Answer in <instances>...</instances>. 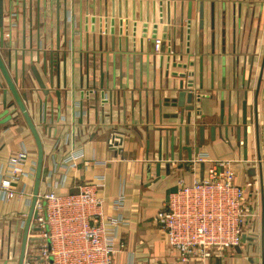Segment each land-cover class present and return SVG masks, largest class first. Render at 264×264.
<instances>
[{"label": "crops", "instance_id": "1", "mask_svg": "<svg viewBox=\"0 0 264 264\" xmlns=\"http://www.w3.org/2000/svg\"><path fill=\"white\" fill-rule=\"evenodd\" d=\"M1 1L4 23L12 9L19 12L13 39L0 47L7 64L11 53V75L15 78L19 74L17 85L21 87L25 63L28 73L39 85L28 69L36 65L47 88L46 93L41 88L34 90L30 101H26L45 145L40 191L48 189L47 169L55 160L47 125L40 123V99L46 102L49 96L51 103L52 94L56 107L53 108L55 117H48L47 121L51 134L65 135L70 129L74 131L70 143L64 141L56 157H62L78 145L84 148L90 161L88 166L81 163L72 168L66 185L58 187L57 192L75 191V183L104 175L105 184L99 190V195L106 199L104 210L107 214L122 216L125 221L120 226L117 242L123 241L126 246L116 255L115 264H189L178 260L177 252L169 247L152 219L182 181L192 184L195 179L208 176L209 162H194L201 154L236 159L240 184L257 179L259 187L252 197L261 212L252 231L246 228L248 233L240 246L230 249L223 257H211L208 264H264V0H171L172 14L173 4L177 3L176 54L181 55L182 61H194V64H189L188 68L171 65L169 69L167 60L163 65L160 60L161 54L168 55L169 41L163 40L162 52L156 54L152 25L147 37H142L140 30L134 36L133 0ZM126 1L129 2V34L123 33L120 46L119 8L122 6L124 15ZM140 1H143L145 15L146 3L150 2L152 15L154 2L158 4L160 0H136L138 15ZM166 2L164 0L165 19ZM105 10L109 18L115 13V33L108 32L103 48H95L100 33V12L104 16ZM69 12L76 21L69 18ZM93 15L97 17L95 31L91 28ZM157 15L159 17L158 5ZM188 17L191 18L190 38ZM173 30L170 28L171 32ZM77 31L80 34L77 35ZM162 32L160 25L158 36L162 37ZM88 45L104 60L94 72V79L108 87V96H113L114 102L99 103V108H92L89 115L79 117L82 107L77 101L86 103L82 87L87 82L83 71L87 52L83 50ZM70 46H73L72 55H68L66 68L53 76L50 74L52 58L57 59V51L63 56ZM177 71H193L194 74L183 77L174 73ZM0 78L7 86L1 71ZM190 78L195 80L192 87L187 86ZM183 82L185 89L194 92L195 104V108L185 112L172 100L178 97ZM5 89H0V113H4L3 109L6 111L2 105L6 96L9 103L15 102L13 94L10 91L6 94ZM197 94H201V98L198 99ZM13 107L11 120L0 122V169L12 151L24 146L30 161L23 168L30 169L33 161H38V146L21 110ZM11 112L5 113L2 119ZM175 113L178 117L173 116ZM112 125L123 134L120 158L109 151L106 143ZM173 137L174 158L170 150ZM108 158L113 159L110 165L105 163ZM167 161L171 162L169 171ZM35 179L36 175L26 178L27 192H34ZM120 193H124V202L117 209L114 199ZM31 201L27 195L9 202L0 200V234L7 235L17 255L21 252L22 239L15 228L29 213ZM9 248L7 241L0 243V264H19L15 256L7 257Z\"/></svg>", "mask_w": 264, "mask_h": 264}, {"label": "built area", "instance_id": "2", "mask_svg": "<svg viewBox=\"0 0 264 264\" xmlns=\"http://www.w3.org/2000/svg\"><path fill=\"white\" fill-rule=\"evenodd\" d=\"M18 18L19 12L15 8L7 13L6 23H4L5 42L10 43L13 39ZM69 18L76 21L71 12H69ZM173 25L171 24L172 29ZM76 33L78 35L80 31ZM107 34L109 33L105 30L100 31L99 40L94 44L95 48H103L104 42L101 37ZM154 39L156 54L162 52L163 40L169 41L172 47L176 40L173 32L167 39L161 36ZM98 43H100L99 47ZM40 47L44 48L42 45ZM72 49L73 46L65 49L63 56L60 51L55 53L57 59L52 58L54 61L50 67V74L53 70L54 74L59 72L58 68L61 74L62 68H66L68 55H72ZM84 49L86 51L83 50V52H87V62L83 65V71L87 82L82 87V92L86 103L77 101L82 107L78 112L79 117L89 115L92 108H99V103L114 102L113 96H108V87L99 85L97 79H94V72L101 63H104L101 54L99 57L98 52L92 50L89 45ZM177 57L181 59V55ZM28 72L27 70V77L30 78L24 80L23 76L22 86L19 87L23 94L26 91L33 93L34 90L41 88ZM19 81L20 77H18ZM1 82L3 83L2 80ZM1 87L7 86L3 83L0 89ZM54 99L52 94L51 103H49V96V101L40 99L42 104L40 123L47 125L46 129L49 132L47 136L51 138L52 155L55 160L47 169V175L50 177L48 189L39 192L35 204L36 215L33 216L31 226L35 222L36 227L31 230L30 226L23 264H115L116 255L126 246L123 241L117 242L120 226L125 221L122 216L107 214L104 210L106 199L99 195V190L105 184L104 175L75 183V191L64 194L57 192L58 187L66 185L72 168L78 167L81 163L88 166L90 161L86 158L84 148L78 145L62 157H56L63 148L64 141L70 143L74 131L70 129L65 135L51 134L47 121L48 117L52 119L55 117ZM92 102L96 103L92 104ZM2 105L6 109V111L3 109V112H11L13 106L7 107L4 103ZM14 107L13 109H20L17 105ZM36 125L39 126L37 123ZM112 126L108 129L106 143L109 151L120 158L123 134L117 126ZM97 129L99 130L98 127ZM194 160L195 163L209 162L208 176L195 179L192 184L182 181L178 188L169 194L163 207L154 215L152 223L161 229L169 247L177 252L178 260L189 264L194 261L197 264H208L211 257H223L230 249L240 246L248 233L246 228L251 231L254 228V222L261 215L259 205L252 197L259 183L257 179L245 184L238 183L235 165L237 160L234 158L220 159L201 154ZM29 161L30 155L25 146L9 154L7 162L0 169V200L9 202L25 195L33 200V193L26 191V178L36 175L38 161H33L30 169L23 168ZM111 161L113 159L108 158L105 163L110 165ZM123 202L124 193H120L114 199L115 208L122 207ZM27 216L28 214L15 228L16 234L21 236V239ZM5 241L10 246L7 257L12 259L15 256L19 262L20 255H17L7 235L0 234V243Z\"/></svg>", "mask_w": 264, "mask_h": 264}, {"label": "water", "instance_id": "3", "mask_svg": "<svg viewBox=\"0 0 264 264\" xmlns=\"http://www.w3.org/2000/svg\"><path fill=\"white\" fill-rule=\"evenodd\" d=\"M140 13L138 15L137 13V2L136 0H133L132 2V19H133V34L134 36H136V34L138 33V30L141 31V35L142 37H147L149 35L150 32V25H152V30H151V38H156L158 36V32H159V27L160 25H162V37L164 39H167L170 34V28H171V24L173 25L174 30L172 31L174 33V37L175 39H177V28H178V20H177V3H174V10H173V14H172V1L171 0H167V17L165 19L164 17V0H160L158 4H156V2H154L153 4V14L151 15L150 13V2L146 3V8H147V12L146 15L144 13V6H143V1H140ZM1 5H3V2L1 1ZM157 5L159 6V17L157 15ZM114 12V10H113ZM113 16L109 18L108 16V11L105 10V15L103 16V12H100V16H99V29L100 31H107L110 32L112 35H114L115 33V17ZM119 16H120V34L121 36H119V45L121 46L122 43V35L124 32H126L127 34H129V2L126 1L125 3V14L123 15L122 12V6H120L119 8ZM86 20L89 22V17H86ZM85 20V21H86ZM109 21H110V25H109ZM91 28L93 31H95V24L97 22V17L96 15H93L91 17ZM187 25H188V38H190V32H191V18L188 17L187 18ZM110 28V30H109ZM108 35V34H107ZM102 42L104 41V37H101ZM136 39V38H134ZM155 40V39H154ZM170 42H169V46H168V55L165 56L164 53L161 54L160 56V60H161V64H164V60H167V68L169 69L171 65L173 66H178V67H184V68H188L189 64H194V61H191L190 63L188 62H184L181 59L177 60V54H176V48L174 45V47H172V45L170 46ZM5 45V40H4V23H3V9H0V47H4ZM175 51V53H174ZM156 58V57H155ZM38 59H40V56L38 57ZM11 53L8 59V64L5 62L4 57L1 53L0 50V71L3 74L5 81H6V89H5V93L7 94V91L11 92L15 98V102L14 103H9L5 97L4 100V105H6L7 107H11L14 105H17L24 118L27 121V124L29 125L37 146H38V162H37V171H36V179H35V188H34V192H33V200L31 203V207L27 216V220H26V225L24 228V232H23V238H22V247H21V252H20V258H19V264H23V260H24V256H25V251H26V245H27V239H28V233H29V229L31 226V221L33 219V216L36 215L35 213V204L36 201L38 199V195L40 192V185H41V180H42V175H43V168H44V157H45V148H44V143L41 137V134L39 132V129L31 115V112L28 109L27 103H26V99L24 94L20 91L17 83L18 82V76L19 74L17 73L16 77L14 78L11 75L10 72V66H11ZM54 61V60H52ZM51 64V62H50ZM35 67H37L36 65H33ZM47 66H48V62L46 60V57L44 59V70L47 72ZM23 78L24 80H27L30 77H27V67L25 65V63H23ZM59 72V68L57 69ZM175 74H180L183 77H186L188 75L194 74L193 71H185V72H174ZM51 74L54 75V70L53 72L51 71ZM42 78V77H41ZM43 80V79H42ZM44 82V81H43ZM41 81V86L43 88L45 86V83H43ZM0 85H3V83L1 82V78H0ZM195 85V80L194 79H188L187 81V86H194ZM185 83H181V90L179 92L178 97L173 98V104L174 105H178L182 108V112H185V110H191L193 108H195V104L193 103L194 100V92L188 91L187 89L184 88ZM201 94H197V98H201ZM167 101H170L169 99H167ZM186 101L190 102V104H186ZM6 112L4 113H0V121L3 122L2 117L5 115ZM11 114V113H8ZM12 115V114H11ZM179 114L175 113L173 116L178 117ZM190 116V114H188ZM181 120L183 119V117H180ZM175 129V128H174ZM181 142V141H180ZM189 149V148H188ZM171 157L174 158L175 157V151H176V143H175V137H173L172 142H171ZM190 150V149H189ZM190 157H191V153H190ZM162 158V155H161ZM158 171H160L161 168V163H158ZM170 166H171V162L167 161L166 162V167H167V171L170 170Z\"/></svg>", "mask_w": 264, "mask_h": 264}, {"label": "rangeland", "instance_id": "4", "mask_svg": "<svg viewBox=\"0 0 264 264\" xmlns=\"http://www.w3.org/2000/svg\"><path fill=\"white\" fill-rule=\"evenodd\" d=\"M1 8L3 9V5H1V2H0V9ZM3 23H4V9H3ZM28 69L31 70L32 74L35 76V78L37 79L38 83L39 82L41 83V81L43 82V80L41 78L42 75H41V72H40L39 68H37V67H35L33 65H30V67ZM40 83H39V85L41 86L42 83L41 84ZM44 87H46V85ZM41 88H42L43 92H45V93L47 92V88H43L42 86H41ZM24 96H25L26 101H30V99H31V93L29 91H26L24 93ZM11 118H12V115L11 114H8L7 116H5L3 118V120H5V122H8V121L11 120ZM35 227H36V223L33 222L32 223V226H31V230H34Z\"/></svg>", "mask_w": 264, "mask_h": 264}]
</instances>
